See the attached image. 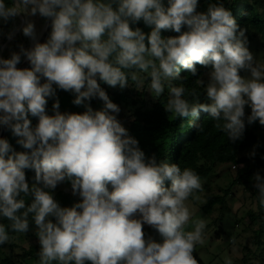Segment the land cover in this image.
Masks as SVG:
<instances>
[{
    "label": "clouds",
    "instance_id": "9594fccd",
    "mask_svg": "<svg viewBox=\"0 0 264 264\" xmlns=\"http://www.w3.org/2000/svg\"><path fill=\"white\" fill-rule=\"evenodd\" d=\"M197 7L198 0H168L167 6L163 0H0V21L21 17L22 33L33 42L31 48L19 45L10 58L0 57V126L26 150L17 152L0 138V217L10 221L0 223V245L13 239L9 229L25 234L32 214L38 264H198L193 254L204 243L207 225L192 220L186 201L203 190L201 178L155 155L146 158L118 119L121 108L100 85L123 90L131 81L142 91L147 83L154 99L167 89V113H208L222 121L216 127L233 143L243 138L245 119L264 126V64L247 47L246 29L223 4H210L207 12ZM36 15L51 21L44 43L30 19ZM140 21L151 28L149 34L131 27ZM162 30L179 35L164 38ZM22 57L30 68L17 67ZM197 64L212 69L207 81H195L204 88L205 102L195 89L188 93L190 102L185 87L173 84L181 68L195 76ZM242 70L249 75L241 76ZM57 88L74 93L76 105L98 98L103 108L61 113L57 99L55 114L47 115ZM30 115L38 117L35 127ZM192 127L200 125L193 120ZM25 169L35 172L31 186ZM251 179L264 206V176L257 171ZM65 180L81 197L72 207H61L52 195ZM145 224L162 242L145 238ZM229 242L235 246V237Z\"/></svg>",
    "mask_w": 264,
    "mask_h": 264
},
{
    "label": "trees",
    "instance_id": "16d2710c",
    "mask_svg": "<svg viewBox=\"0 0 264 264\" xmlns=\"http://www.w3.org/2000/svg\"><path fill=\"white\" fill-rule=\"evenodd\" d=\"M9 3V0H5ZM168 0H163L167 6ZM210 4H223L224 7L231 10L234 19L240 28L246 29L247 47L256 57L262 56L264 62V0H198L197 12H207ZM244 13H247L245 15ZM21 17H17L14 21L10 20L7 24L0 21V57L10 58L12 52H19V45H23L25 41H29L22 33ZM34 21L38 28H44L47 19L36 15L30 18ZM18 29L12 40L7 39V34ZM131 27H139L145 34L151 32V28L146 26L143 21L138 22ZM187 27L182 28L186 31ZM51 32V31H50ZM50 34V33H49ZM162 37L168 38L179 35L174 31L168 30L161 32ZM147 43V41H146ZM25 58L22 57L21 63L17 65L19 68ZM31 65L28 66L30 68ZM197 74L193 76L187 70L181 68L179 78L173 81L176 86L183 85L186 89L185 99L194 102L193 97L188 95L193 89L199 94L200 102H205L204 88L196 84L197 79L208 80V73L212 70L211 65L201 66L196 65ZM241 76L247 77L248 72L242 70ZM44 82L43 79L41 81ZM101 87L107 92L109 98L119 105L122 110L131 111L132 116L129 119H124V115H118V119L122 125L128 130L129 135L136 138L139 142V147L145 153L146 158L156 156L157 160L167 161L168 163L177 164L181 170L190 168L195 171L201 178L203 190L196 192L189 198L196 201V197L202 192L204 196L203 202L200 203L202 212L209 217H212V223L207 225L204 233L215 231L216 238H221L225 231L222 228L224 215L230 211L228 200L233 198V188L236 185H243L249 189L252 183L251 177L255 172L259 171L264 176V126H261L258 121L248 125L245 119V133L241 140L233 143L228 139L227 134L220 128L216 127L218 122L205 112H201L198 118H178L171 113H167L164 109L168 92L165 89L164 94L158 99L146 98L144 92L136 91L134 87L121 90L119 87H110L107 84L100 82ZM55 87V85H54ZM145 95V97L143 96ZM59 100V111L61 113H76L83 114L87 107L90 106L94 111L103 108V101L98 98H93L90 101L85 100L81 105L73 103L75 94L70 91L56 89V96L49 97L46 106V114L54 115L53 104ZM250 109L245 108L246 116L250 114ZM32 127L38 124V117L29 116ZM200 125V128L192 127V121ZM1 129V127H0ZM3 139H7L17 152L26 151L17 143V137L13 136L10 129L7 130ZM256 147V156L254 159L249 158L247 151L253 150ZM224 165H234L239 167L241 172L234 177L230 182L224 178L217 169ZM243 165V167H241ZM241 167V168H240ZM26 181L31 186L34 183L33 177L35 172L33 169H25ZM226 180L228 183H224ZM61 186H66L68 191L60 189ZM166 186L170 187V181L166 182ZM111 190V186H109ZM54 199L61 207H72L74 204L81 201V197L74 195L71 189V183L65 180L57 185L52 190ZM252 198L255 199L256 208L246 212V218L237 220L239 223L247 222L255 225L257 228L253 230L254 241L258 247L264 246V206L259 205L257 201L256 189L253 187ZM201 198L199 201L202 200ZM32 197H25L26 206L31 203ZM21 212L23 210H20ZM32 214H29V230L25 233H15L9 229V235L13 237L10 243L0 245V264H38V252L40 244L36 235V226L31 219ZM55 222L54 217H49ZM0 223L6 226L10 221L0 217ZM235 226V225H234ZM145 238L153 239V236L160 235L157 230L149 225L143 226ZM10 246L11 253L5 254L6 245ZM20 248L22 252H16L15 249ZM247 249V248H245ZM12 252L14 255L12 256ZM251 251L248 250V253ZM3 255V256H1ZM194 257L198 264L201 263V253L199 244L196 245ZM247 256L242 258L245 262Z\"/></svg>",
    "mask_w": 264,
    "mask_h": 264
},
{
    "label": "rangeland",
    "instance_id": "374dc122",
    "mask_svg": "<svg viewBox=\"0 0 264 264\" xmlns=\"http://www.w3.org/2000/svg\"><path fill=\"white\" fill-rule=\"evenodd\" d=\"M35 27L38 34V39L40 40L45 27L42 29L38 28L36 25ZM23 46L25 48H31L33 46L32 40L29 38V41H25L23 43ZM255 58L257 62L264 64L262 56L257 55ZM136 91L138 90H135L133 92L136 93ZM138 92H144L146 98L148 97L149 99L154 100L152 95L148 92L147 83L145 84L144 89ZM144 94L143 96L145 97ZM123 113H125V115ZM120 114H123V118L126 120L132 116L131 111L127 112V110L122 109ZM251 151L252 150L247 151L244 154H248ZM240 172L241 170H239V167H234V165H224L220 166L217 169V173H219L224 178H227L229 182ZM224 183L227 184L228 182L224 180ZM248 188L249 189H246L243 185H236L233 188V198L228 200L230 211L225 213L224 221L222 223V228L225 231L224 235L221 238H216L215 231L213 230H211L209 233H204V243L199 244L201 263L225 264V260L230 259L232 264H264V246L258 247L253 239L255 235L253 230L257 227L250 224L248 219L246 224L239 223L238 226L237 224H234L237 223L238 219L246 218V212H248L249 210L252 211L256 208L255 199L252 198L253 182L250 183ZM60 189L68 191L66 186H61ZM203 196L204 193L202 192L201 194H199L198 199L196 198V201H192L189 198L186 201V205L192 213V220L204 219L206 221V225H209L212 223V217L206 216L200 208V203H202L204 200L202 199ZM200 198L202 199L201 201H199ZM231 237H235L236 239L235 246H233L229 242ZM153 240L159 243L162 242V237L160 235L153 236ZM248 250L251 252L248 253ZM15 251L20 253L22 252L20 248H16ZM4 252L5 254L11 253L9 244L8 246L6 245ZM13 255L14 253L12 252V256ZM245 256H247V259L245 262H243L242 258H244Z\"/></svg>",
    "mask_w": 264,
    "mask_h": 264
},
{
    "label": "water",
    "instance_id": "95a60500",
    "mask_svg": "<svg viewBox=\"0 0 264 264\" xmlns=\"http://www.w3.org/2000/svg\"><path fill=\"white\" fill-rule=\"evenodd\" d=\"M50 31H51V21H50V19H47V23L45 25L44 31L42 33V36H41L40 40H39L40 43L46 42ZM29 65H30V62H28L27 59H25L19 68H28ZM7 130H8L7 127H5V126L1 127V129H0V138H4Z\"/></svg>",
    "mask_w": 264,
    "mask_h": 264
}]
</instances>
